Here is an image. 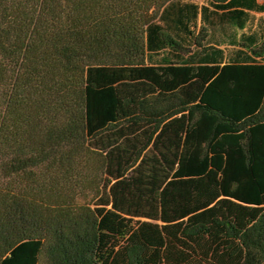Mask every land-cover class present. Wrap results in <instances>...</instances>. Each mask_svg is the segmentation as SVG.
<instances>
[{
    "label": "trees",
    "instance_id": "16d2710c",
    "mask_svg": "<svg viewBox=\"0 0 264 264\" xmlns=\"http://www.w3.org/2000/svg\"><path fill=\"white\" fill-rule=\"evenodd\" d=\"M0 264H264V3L0 0Z\"/></svg>",
    "mask_w": 264,
    "mask_h": 264
},
{
    "label": "crops",
    "instance_id": "0c3cea01",
    "mask_svg": "<svg viewBox=\"0 0 264 264\" xmlns=\"http://www.w3.org/2000/svg\"><path fill=\"white\" fill-rule=\"evenodd\" d=\"M258 3H264V0H257Z\"/></svg>",
    "mask_w": 264,
    "mask_h": 264
}]
</instances>
